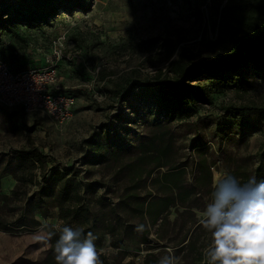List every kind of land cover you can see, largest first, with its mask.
I'll list each match as a JSON object with an SVG mask.
<instances>
[{"label":"rangeland","instance_id":"rangeland-1","mask_svg":"<svg viewBox=\"0 0 264 264\" xmlns=\"http://www.w3.org/2000/svg\"><path fill=\"white\" fill-rule=\"evenodd\" d=\"M91 2L87 11L72 10L66 13L65 18L53 21V25L21 33L20 38L28 44L22 51L35 61L36 66L43 63L45 56H50L55 43L63 38L65 53L75 54V57L73 61L64 60L61 64L58 89L72 91L77 104L71 119L64 124L56 123L43 111L30 113L21 107L0 104V166L8 167L14 163L21 150L38 147L48 157L46 168L49 174L55 168H61L71 181L93 186L86 195L92 204L98 206V198L104 194L111 202L118 201L125 185V173L121 170L117 173V166L106 167L94 163V154L85 140L92 134L101 137L107 126L114 125L117 129L112 132V136L122 144L125 141L124 148L135 150L137 135L143 130L142 125L134 123L138 108L133 111L131 105L113 100L104 90L105 86L117 82L129 84L131 80L140 84L150 82L160 69L167 72L172 67V63L180 56L181 48L196 63L206 60L217 62L227 50L220 48L216 42L220 19L219 0ZM168 37L172 40L181 38L182 43L175 47L165 41ZM7 41L17 47L18 42L13 38ZM244 72L252 84L251 89H245L242 85L240 91L235 87L219 88L212 95V103L204 105L190 120L177 119L173 122V132L180 151L179 164L187 168L190 181L197 172L195 164L198 156L193 146L197 131L205 136L209 146L207 156L214 180L240 167L251 177L261 178L257 175V168L264 162V136L260 131H248L245 134L238 131L227 137L217 135L216 116H224L226 111L223 105L248 101L264 103V71L250 66ZM231 128L233 132L237 130L235 126ZM41 172L40 168L36 170V181L28 186L29 196L34 197L33 203L39 199L36 194L38 186L46 182ZM2 181L6 192L16 184V179L10 174H5ZM56 186L58 188L59 185ZM210 200V197L205 196L198 203L204 210ZM59 201L56 191L47 202H42V213L46 215L41 217L39 213H34L26 221L22 218L21 206L27 203L22 199L4 208L10 229H0V264H41L51 247L50 239L47 243L37 240V237L48 234L46 228H42L43 225L57 229L70 226L82 229L85 235L92 232L96 237L94 243L102 264H146L147 258L159 264L160 259L169 254L175 257V264H208L205 253L212 246L213 238L206 229L201 231L197 247L203 254L201 260H198V252H177L174 244L183 237L190 223L183 225L176 220L170 223L173 229L171 225L163 231L152 227L150 241L141 244L140 250L132 246L140 241L139 235L132 234L124 236L126 242L118 248L113 243V235L99 219L95 231L74 220L64 221L60 217ZM27 208L31 209L26 205ZM120 214L129 223L138 222L123 210ZM31 216L40 220V224H31ZM181 223L182 228L179 227ZM115 236L119 238L120 234L116 233Z\"/></svg>","mask_w":264,"mask_h":264},{"label":"trees","instance_id":"trees-1","mask_svg":"<svg viewBox=\"0 0 264 264\" xmlns=\"http://www.w3.org/2000/svg\"><path fill=\"white\" fill-rule=\"evenodd\" d=\"M219 2L220 19L216 42L220 48H226L227 53L222 54L217 62L206 60L196 63L181 48L180 56L172 63V67L167 72L160 69L152 81L140 84L131 80L129 84L117 82L112 86H105L104 90L113 100L131 105L130 109L133 111L138 108L134 123L138 122L143 128L141 134L137 135L135 150L124 148L125 141L122 144L112 136V132L117 129L114 125L107 126L101 137L92 134L85 140L94 154V163L106 167L117 166V173L124 171L125 185L118 201L113 203L104 194L98 198V206H95L86 195L93 186L71 181L61 168H55L49 174V169L46 168L48 157L40 148L21 150L14 163L8 167L0 166V229H10L5 217V207L22 199L31 207L26 209V205L21 206L24 221L34 213H39L42 217L46 215L42 213V202H47L57 191V198L61 203L60 217L64 221L74 220L95 231L99 219L113 235V243L118 248L126 242L124 236L132 234L139 235L138 243H133V240L131 242L135 244L132 246L140 250L141 244L150 241L152 227L156 226L158 231H163L168 229L173 220L181 221L183 225L189 222L185 234L174 245L177 252H198L197 258L201 260L203 254L197 247L201 231L205 228L200 224L204 210L198 202L205 196L212 200L215 184L214 172L207 156L209 146L205 136L197 131L193 141L198 156L195 164L197 172L190 181L187 168L179 164L180 151L173 132V122L177 119L190 120L204 105L212 103V95L219 88L235 87L240 91L242 85L245 89H251L252 84L244 76V71L250 66L264 71V0ZM91 5V0H0V58L8 62L15 71L42 67L46 56L43 63L36 66L35 61L22 51L28 44L20 38L21 33L53 25V21L65 18L66 13L76 9L87 11ZM8 38L16 40L17 47L9 44ZM165 41L175 47L182 43L181 38L172 40L168 37ZM62 63L64 60L58 64V82ZM55 89L75 96L72 91L58 89V83ZM222 108L226 111L224 116H216L218 136L227 137L238 131L244 134L248 131H260L264 136V103H230ZM118 116L123 118L121 114ZM233 126L237 129L234 132L231 128ZM38 168L42 170L41 175L46 182L38 186L36 194L39 199L34 204V197L28 194V186L29 183H35ZM240 168L233 170L230 175L239 182L246 183L251 176ZM257 171V175L261 176L256 179L257 182L264 180V162ZM5 174L16 179L15 186L8 192L4 190L2 181ZM56 185H59L58 188ZM122 210L138 222L129 223L126 217L121 216ZM31 217V224H40L35 216ZM182 223L179 226L181 228ZM137 225H144V230L138 232ZM171 227L174 228L173 224ZM46 230L55 234L50 238L49 254L41 264H56L54 248L60 231L53 226H48ZM116 233L120 234L119 238L115 236ZM145 261L146 264H156V260L151 258Z\"/></svg>","mask_w":264,"mask_h":264},{"label":"clouds","instance_id":"clouds-1","mask_svg":"<svg viewBox=\"0 0 264 264\" xmlns=\"http://www.w3.org/2000/svg\"><path fill=\"white\" fill-rule=\"evenodd\" d=\"M200 224L213 238L205 253L209 264H264V180L257 182L253 176L241 183L227 173L218 176ZM136 230L142 232L144 225H137ZM59 231L56 264H102L92 232L85 235L82 229L70 226ZM54 234L49 232L37 240L47 243ZM159 264H175V257L163 256Z\"/></svg>","mask_w":264,"mask_h":264},{"label":"built area","instance_id":"built-area-1","mask_svg":"<svg viewBox=\"0 0 264 264\" xmlns=\"http://www.w3.org/2000/svg\"><path fill=\"white\" fill-rule=\"evenodd\" d=\"M74 57L75 54L65 53L64 40L59 38L42 67L15 71L0 58V104L21 106L30 113L43 111L56 123H66L73 115L77 98L68 92L57 91L55 86L58 83L59 62L71 61Z\"/></svg>","mask_w":264,"mask_h":264},{"label":"crops","instance_id":"crops-1","mask_svg":"<svg viewBox=\"0 0 264 264\" xmlns=\"http://www.w3.org/2000/svg\"><path fill=\"white\" fill-rule=\"evenodd\" d=\"M21 107V106H20ZM22 108V107H21ZM23 109V108H22ZM32 113H34V112H32ZM36 113V112H35Z\"/></svg>","mask_w":264,"mask_h":264}]
</instances>
